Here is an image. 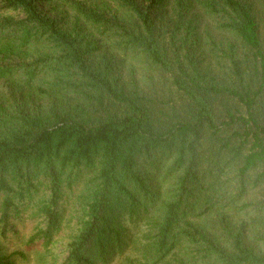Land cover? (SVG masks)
Listing matches in <instances>:
<instances>
[{
	"label": "trees",
	"instance_id": "obj_1",
	"mask_svg": "<svg viewBox=\"0 0 264 264\" xmlns=\"http://www.w3.org/2000/svg\"><path fill=\"white\" fill-rule=\"evenodd\" d=\"M108 1L0 0L1 235L33 210L29 245L69 225L63 264H111L140 221L150 264H264V0L201 2L227 42L181 0Z\"/></svg>",
	"mask_w": 264,
	"mask_h": 264
},
{
	"label": "rangeland",
	"instance_id": "obj_2",
	"mask_svg": "<svg viewBox=\"0 0 264 264\" xmlns=\"http://www.w3.org/2000/svg\"><path fill=\"white\" fill-rule=\"evenodd\" d=\"M42 9L47 12L49 15L54 17L62 18V11L65 10L68 13V21L73 20V13L71 9L66 5V0H40ZM179 0H171L169 2V12L173 13V10H177V3ZM184 4H186L191 11L190 15L192 17L199 18V24L201 25V31L204 34V31L209 30L217 40L227 42L229 39L233 37L225 32H221L217 29L218 20L207 14L206 11L202 8L201 2L204 0H181ZM256 3V7L258 8V15L263 13V7L261 6V0H254ZM91 3H95L98 5H102V2H107L110 6L112 3L108 0H89ZM261 23V22H260ZM137 69V77L143 78L146 76H153L156 79H161L159 76V72L154 70H149L148 65H142L136 67ZM159 76V77H158ZM10 91V87L7 83H0V92L6 97L8 96V92ZM1 209V204H0ZM34 211L31 210L28 214L25 215L23 219L15 222L16 231H10L7 234V237H3L1 235L0 229V254L4 255H12L14 253L23 252L24 257L22 256H14V260L16 264H63L64 259L67 256L66 252H63L65 241L70 237L72 230L69 225H66L64 229L61 231V234L57 236V243L54 248L48 250L42 245L41 242H34L29 245V241L31 237L35 233V228L37 226V220L33 218ZM1 215V214H0ZM128 225L132 229V233L135 235L134 239H138V244L131 245L127 248L124 254L116 255L111 264H150L148 263V259L151 258V255L146 257V248L149 241L145 238L148 236L149 229L145 225L144 222H138V228L132 226V224ZM1 228V226H0ZM136 241V242H137ZM58 247V248H57Z\"/></svg>",
	"mask_w": 264,
	"mask_h": 264
}]
</instances>
